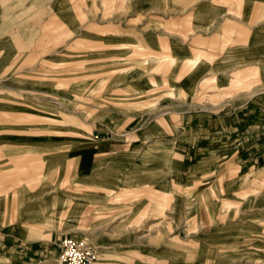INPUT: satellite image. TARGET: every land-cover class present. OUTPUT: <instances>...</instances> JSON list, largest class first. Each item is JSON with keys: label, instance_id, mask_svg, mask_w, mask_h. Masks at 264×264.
I'll use <instances>...</instances> for the list:
<instances>
[{"label": "crops", "instance_id": "1", "mask_svg": "<svg viewBox=\"0 0 264 264\" xmlns=\"http://www.w3.org/2000/svg\"><path fill=\"white\" fill-rule=\"evenodd\" d=\"M53 18L91 23L113 50L166 40L187 100L166 114L167 142L158 122L69 144L16 121L3 141L48 153L43 174L0 195V264H53L64 238L92 244L96 264H264V0H0V114L12 87L47 85L21 78L20 56Z\"/></svg>", "mask_w": 264, "mask_h": 264}, {"label": "rangeland", "instance_id": "2", "mask_svg": "<svg viewBox=\"0 0 264 264\" xmlns=\"http://www.w3.org/2000/svg\"><path fill=\"white\" fill-rule=\"evenodd\" d=\"M102 32L106 34L91 23L84 24V31H79L75 23H68L66 28L53 18L31 38L34 54H21L22 66L30 68L21 78L47 85L12 87L11 95L6 97L8 112L0 114V132H4L0 135V195L17 187L19 177L44 171L43 158L48 152L38 146L19 150L3 141L18 120L46 123L52 128V142L64 138L70 144L92 138L93 132L122 142L127 132L136 133L140 127L156 122L164 129V141L171 139L169 128L177 120L166 114L177 110L187 96L178 92V81L186 73L163 69L166 65L162 63L170 56L167 41L149 38L141 45V40L132 37L129 45L113 50L116 46L108 39L99 38ZM123 49L128 54H113ZM202 88L214 91L213 86ZM19 111L35 116L17 114ZM161 113L164 118L156 120ZM58 148L53 144L50 151L52 175L60 174L63 152ZM72 169L70 164L62 168L68 175Z\"/></svg>", "mask_w": 264, "mask_h": 264}, {"label": "built area", "instance_id": "3", "mask_svg": "<svg viewBox=\"0 0 264 264\" xmlns=\"http://www.w3.org/2000/svg\"><path fill=\"white\" fill-rule=\"evenodd\" d=\"M98 259L96 248L86 240L74 241L64 238L56 264H94Z\"/></svg>", "mask_w": 264, "mask_h": 264}]
</instances>
